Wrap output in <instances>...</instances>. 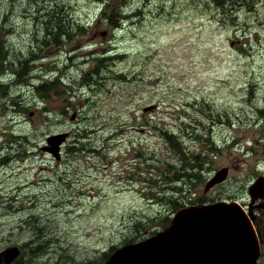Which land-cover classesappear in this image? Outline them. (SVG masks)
Instances as JSON below:
<instances>
[{
  "label": "rangeland",
  "instance_id": "rangeland-1",
  "mask_svg": "<svg viewBox=\"0 0 264 264\" xmlns=\"http://www.w3.org/2000/svg\"><path fill=\"white\" fill-rule=\"evenodd\" d=\"M107 1L106 13L117 15L123 0H0V44L7 48L10 65L0 67V74L7 73L0 80L14 73L6 82L9 90L0 89L10 96L8 102L0 99V130L27 140L19 181L34 183V209L26 213L48 229L43 250L49 264H92L94 249L140 231L132 225L134 217L155 218L164 211L149 198L121 191L116 180L137 142L158 141L152 134L135 133L147 121L177 135L183 125L190 128L187 116L204 114L210 120L220 115L213 135L219 153L210 144L208 152L211 170L227 168L220 201L246 192L249 181L264 176L263 116L258 123V111H264V0H242L229 9L217 8L212 0H151L139 8L138 0H128L126 21L121 24L120 16L115 22L119 30L100 14ZM56 12L66 36L57 43L47 38L44 46L42 32L49 23L58 24L48 21L46 26L45 21ZM112 51H118L113 59ZM36 53L40 60L29 65L32 57L39 58ZM21 65H29L25 76ZM34 82L56 83V89L37 91ZM149 105L158 109L143 114ZM61 133L68 138L56 162L42 148L49 146L48 137ZM76 135L85 138L79 144L85 152L68 150L78 147L71 144ZM13 182L9 178L8 187ZM89 189L96 194L82 196ZM216 195L212 191L210 197ZM5 198L10 209V197ZM13 218L0 210L4 251L18 240L7 232ZM153 222L143 225L149 228ZM257 238L264 239V230ZM105 257L95 264H103Z\"/></svg>",
  "mask_w": 264,
  "mask_h": 264
},
{
  "label": "flooded vegetation",
  "instance_id": "flooded-vegetation-1",
  "mask_svg": "<svg viewBox=\"0 0 264 264\" xmlns=\"http://www.w3.org/2000/svg\"><path fill=\"white\" fill-rule=\"evenodd\" d=\"M138 1L139 4L137 5V8L141 6L144 7V4L146 5L147 1L150 2L151 0ZM155 10L156 9H154V11ZM50 19H52L53 21H64L63 18L59 16V14H57L52 18L48 17L46 19V26L47 22ZM48 26L46 30L42 32L43 37L41 43L43 44V41H45V44H43L44 46H47L49 39H51L52 41L53 38L57 37V35L55 34L50 35L47 33L49 30ZM47 38L49 39L47 40ZM57 42L58 40H56V43ZM43 45H41L40 48L44 47ZM58 47L60 46L58 45ZM36 55L39 58L32 57L29 65H35L38 60H40V55H38V53H36ZM29 65H21L22 76L27 75L26 71ZM15 66L16 65H11V67ZM5 74L7 73L5 72L0 74V77L4 76ZM13 76L14 73L13 71H11V77H9L10 79H8L7 81L0 80V87L12 81ZM5 88L9 90V85H6L0 89ZM8 97H10L8 93H0V99L4 100V102H8L7 100H5ZM187 117L192 122L188 123L190 125V128H187L186 130L180 128V131L177 135H171L169 132H167L166 128H161L156 124H148L145 126L140 125L137 128H134V130H136L135 133L152 134L153 136L150 137L158 138V141H148V137H146L145 139H141L139 142H137V144L132 147V154L130 155V157L126 158V160L121 163V166L118 169L119 173L116 176V180L118 181L120 179L121 181V186L119 187L121 191L130 194L132 197L153 198L159 197L163 194V196H170V198L175 201H177V198L182 197L185 198V200L182 202L183 206L174 210L171 207L163 209L165 211L162 212L164 213L163 216H161L159 220L155 219V221L152 223V226L148 229V231H150L149 233L138 236V234L141 233L140 231H138L137 233L128 232L126 234H122L118 239L117 237H115L116 241L111 245H106V247L100 249H94V253H97L93 255V257L95 258L90 261L92 264H95L96 260L102 255L106 256L103 261V264H105L110 259V257L122 247H125L129 244H136L146 238L154 236L156 233L162 231L169 225L170 219L179 210L196 206L202 203L209 204L220 202V189L224 187L228 179L225 183L221 185L217 184L207 192L204 191L205 183L216 172L215 169L211 170L210 164H208V149L209 144L211 143L215 146L214 149L217 150V153H219L218 149H220V142L219 145L218 143H215L213 135L215 128L220 125V115L215 118L210 117V120H208L209 117L204 114H195L194 116ZM209 122L210 126H208ZM170 138L178 141L180 145L183 146H181L182 151L185 154L187 160H189L191 166L185 165L184 170H181V168L177 165L178 162L183 163V161L178 157L176 152L171 149V144L169 141ZM22 142L28 145L27 140L24 136H16L9 129L8 132H6L5 129L0 130V183L1 185L2 183H4L5 186V190H3L4 187H2L4 197L1 202H4H0V210L5 209V211L10 212L14 215L13 220L10 221V224H12L13 227L7 232L9 233V237L13 236L10 235L11 233H16L14 236L18 238V240L13 244V247L10 246L12 247L13 251L15 250L14 252L16 253V255L9 264H49L46 259L47 255H44L45 249L43 250V248H45L49 241L48 229L43 226L42 223L37 219L33 220V216H31L30 213H26L27 210L32 211V209H34L33 201L31 199L32 187L34 183L31 180L19 181L20 174L21 172H24L25 169H21V171L18 172V168L25 165L24 162L28 158L27 150L22 147ZM145 148L146 151L143 152ZM161 155H167V157L161 158ZM161 159H168L169 163H171L170 169L173 182L172 184L170 183L171 185L169 184L172 188V190L169 192H162L159 186L161 185L159 177L161 171ZM172 159H175V161L171 162ZM178 171L183 174L187 173L191 176L190 180H183L181 182L180 189L176 188L177 185L175 183V176ZM9 178L13 179L14 182L8 187L7 180ZM250 182L251 181H249L247 185L250 184ZM27 187H30L31 189H26ZM93 191L96 190L89 189L84 194H82V196H90L96 194ZM212 191H217V195L210 197ZM5 197H10L9 204L11 210L6 206L5 199L7 198ZM239 197L244 198V201L242 202L241 200H239ZM35 199H37L36 196ZM230 200H236V202L242 209L241 211H243L244 216L252 225L255 233L261 236V232L264 230V217L260 218V216L264 214V209L262 207H256L260 204V201L251 203L245 190H239L236 194H232ZM249 209H251V212L249 211ZM167 217H169L170 219H166ZM166 220H168V223L165 222ZM135 235L137 236L136 238H134ZM10 247H7L5 251L11 250ZM263 247L264 244L262 243L261 256L259 258L258 264H260L264 259V255H262ZM5 251L4 249L0 248V264H5L3 255ZM105 252L108 253L104 254ZM60 260L66 262V260H63V258H60ZM88 263L89 262L85 260L82 263L76 264ZM262 264H264V262H262Z\"/></svg>",
  "mask_w": 264,
  "mask_h": 264
},
{
  "label": "water",
  "instance_id": "water-1",
  "mask_svg": "<svg viewBox=\"0 0 264 264\" xmlns=\"http://www.w3.org/2000/svg\"><path fill=\"white\" fill-rule=\"evenodd\" d=\"M157 109L156 105H149L142 110V113H153ZM67 138V133L48 137L46 143L49 146L43 147L42 151H48L55 161L59 162L61 160L60 150ZM227 179V168L216 171L205 183L204 191L207 192L213 186L225 183ZM263 184L264 176L258 177L250 182L246 188V193L251 203L260 201V204L256 207L264 209V193L261 191L264 188ZM241 210L236 200H223L209 204L202 203L179 210L170 219L169 225L162 232L156 233L137 244L122 247L105 264H111L115 256L117 257L122 252L130 250L133 251L132 261L134 264L144 263V259L137 261L139 251L142 254H152L160 251L159 257L154 255L156 260L161 257L160 260L164 261L168 257L175 258L178 264H207L205 260H200L192 250L195 241L201 242L206 239V246L209 247L224 246L225 243H228L230 248L245 249L244 258L230 264H257L261 254L260 243L252 225ZM249 211L251 212V209ZM184 231L191 233L182 239L181 234ZM3 255L5 264H9L16 253L7 250Z\"/></svg>",
  "mask_w": 264,
  "mask_h": 264
},
{
  "label": "trees",
  "instance_id": "trees-1",
  "mask_svg": "<svg viewBox=\"0 0 264 264\" xmlns=\"http://www.w3.org/2000/svg\"><path fill=\"white\" fill-rule=\"evenodd\" d=\"M124 1L126 2L125 5H128V0H123V2H121V7H120V10L117 12V15H112L109 17V15L106 13L107 11V8L108 6H106V4L108 3V1L105 3V7L101 9V16L104 18V21L106 23H109L110 26H113L115 27V30H118L119 28H117L115 22L120 19V16H122L123 18L121 19V24L124 20H126V14L124 13V11L122 12V5L124 4ZM214 2V4L216 5L217 8H226V9H229L230 7L229 6H233V7H236V6H240V4L242 3V0H240V3H239V0H212ZM103 5V4H102ZM124 5V6H125ZM64 7V6H63ZM57 14H60V12H56L55 14H52L51 16H49L50 18H52L53 16L57 15ZM50 22H53V23H58L56 24L54 27H52V23H49V26H48V34L50 35H57L56 40L57 38L61 37V36H66V26H65V23L64 21H53L52 19L49 20ZM83 29V26L80 27V30ZM7 48L5 46V44H0V67L1 66H6L5 64L9 65L7 63V59H6V56H7ZM116 56H112L111 58H115ZM10 67V65H9ZM36 83V84H35ZM56 83H51V84H42L41 82H34L32 83V88H35L37 91H42V88L45 92H48V91H51V90H54L56 89V86H55ZM261 115H260V120L258 121V123L260 121L263 122L264 120V115H262V113L264 114V111L263 110H260L258 111ZM208 116V115H207ZM261 116H263V120L261 119ZM209 117V116H208ZM150 124L149 121H147V125ZM151 125V124H150ZM190 126V125H189ZM183 130H186L187 127L185 125H183V127H181ZM168 136V135H167ZM81 140H85L84 137L81 138L80 135H76L75 139L71 142L72 145H76L78 146L77 148H74V149H71L70 147L68 148V150H71V151H80V152H85L84 149L82 150H79V144H81ZM170 141V144H171V149L174 150L176 152V154L178 155V157L180 159H182L183 163H180L178 162L177 165L181 168V170H184L185 168V165L186 166H189L190 165V162L189 160H187L185 154L183 153L182 151V147L180 145V143L176 140H173V139H169ZM210 145H213L210 143ZM214 149V147H213ZM212 151V148L209 147L208 151ZM215 151V149H214ZM216 152V151H215ZM251 153V151H249ZM264 156V153L262 154ZM170 164L169 163V160L168 159H161L160 160V168H161V171H160V190L162 192H169L172 190V188L170 187V185L172 184L173 182V178L171 177V169H170ZM208 164H210V160L208 161ZM191 166V165H190ZM176 188L177 189H180V184L183 180H190L191 179V176L188 175L187 173L183 174V173H180L179 171L176 173ZM171 183V184H170ZM170 184V185H169ZM165 185H169V186H165ZM166 190V191H165ZM150 200L149 201H154L155 204H160L162 209H167L168 207H171L174 209L176 208H179L181 206H183V201L185 200V198H177V201L173 200L172 198H170V196H163V194L159 197H153V198H149ZM157 209H160V208H157ZM158 213H160V215L158 216H155V218H152L153 216L151 217H147V218H136L134 217L132 219V225L134 226V228H136V230H140V234H138V236H142L143 234H145L146 232L149 233L150 231H148V227L146 225H143L144 223L146 224V222H153L155 221V219L159 220V218L161 216H163L164 213L158 211ZM174 214V213H173ZM172 214V215H173ZM147 219V220H146ZM166 219H170L169 217H167ZM166 223H168V220L165 221ZM147 227V228H146ZM137 236L135 235L134 238H136ZM131 242V241H129ZM264 255V249H263V254ZM69 263H70V260H69ZM71 264V263H70Z\"/></svg>",
  "mask_w": 264,
  "mask_h": 264
},
{
  "label": "bare ground",
  "instance_id": "bare-ground-1",
  "mask_svg": "<svg viewBox=\"0 0 264 264\" xmlns=\"http://www.w3.org/2000/svg\"><path fill=\"white\" fill-rule=\"evenodd\" d=\"M229 248H230V244L225 243L224 246H220V245L211 246L207 250H200V253L203 257H206L205 261L207 262V264H224L227 261ZM132 254H133V251L131 250L124 251L121 254H119L117 257L115 256L111 264H134L132 261V258H133ZM160 254H161L160 251H157L152 254H145V253L142 254V252L139 251V256L137 258V261L139 259H144L143 264H160V263L161 264H178L175 258L167 257L163 261L162 259L160 260L161 258L160 257L156 260L155 257L156 256L159 257Z\"/></svg>",
  "mask_w": 264,
  "mask_h": 264
}]
</instances>
